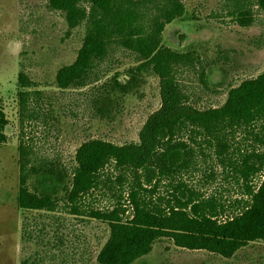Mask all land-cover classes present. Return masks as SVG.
Wrapping results in <instances>:
<instances>
[{
  "label": "trees",
  "instance_id": "16d2710c",
  "mask_svg": "<svg viewBox=\"0 0 264 264\" xmlns=\"http://www.w3.org/2000/svg\"><path fill=\"white\" fill-rule=\"evenodd\" d=\"M49 1L71 29L85 25L76 60L57 72L60 89L96 84L100 63L124 50L140 60L137 71L152 70L160 78L161 105L146 120L138 142L89 139L77 149L70 171L53 162L34 163L32 147L21 138L19 208L56 212L58 187L64 184L63 206L70 214L110 227L99 264H133L163 239L225 258L264 242V71L229 89L223 105L201 109L190 103L180 80L193 54L164 45L166 27L186 14L185 0ZM256 2L264 11V0ZM128 74V81L135 79L134 71ZM18 80L20 120L35 119L39 113L30 104L40 92L24 71ZM114 81L127 91L126 84ZM9 124L0 106V144L9 141ZM198 175L204 185L222 176L231 188L208 194L195 180ZM51 182L55 187L48 186ZM232 188L240 194L225 193ZM108 192L113 207L87 203L96 193L107 197ZM22 264L38 263L25 259Z\"/></svg>",
  "mask_w": 264,
  "mask_h": 264
},
{
  "label": "rangeland",
  "instance_id": "374dc122",
  "mask_svg": "<svg viewBox=\"0 0 264 264\" xmlns=\"http://www.w3.org/2000/svg\"><path fill=\"white\" fill-rule=\"evenodd\" d=\"M256 1L185 0V16L166 27L164 45L195 58L180 72L194 106L219 107L229 89L264 71V11ZM84 35L85 25L71 29L49 0H0V106L10 120L9 141L0 144V264H22L25 259L38 264H99L98 254L110 238L108 224L70 214L63 206L64 184L58 187L56 212L19 208L21 138L32 147L34 163L53 162L70 171L77 149L89 139L119 145L138 142L146 120L161 105L160 78L152 70L137 71L140 60L124 50L100 63L96 84L60 89L57 72L76 60ZM129 70L136 73L134 80L128 81ZM20 71L40 92L30 104L39 117L24 122ZM115 79L126 84L127 91L119 90ZM113 173L115 178L118 172ZM195 180L208 194L231 188L222 176L205 185L201 175ZM29 183L33 185L35 177ZM225 193L240 194L237 188ZM114 201L111 192L87 199L90 206L103 208L113 207ZM133 264H264V242L250 243L225 258L163 239Z\"/></svg>",
  "mask_w": 264,
  "mask_h": 264
}]
</instances>
